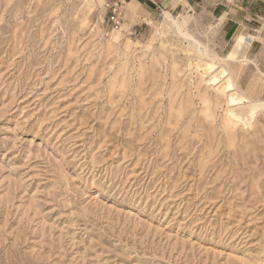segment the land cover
<instances>
[{
	"label": "rangeland",
	"instance_id": "374dc122",
	"mask_svg": "<svg viewBox=\"0 0 264 264\" xmlns=\"http://www.w3.org/2000/svg\"><path fill=\"white\" fill-rule=\"evenodd\" d=\"M193 2L0 0V264H264V0Z\"/></svg>",
	"mask_w": 264,
	"mask_h": 264
},
{
	"label": "crops",
	"instance_id": "0c3cea01",
	"mask_svg": "<svg viewBox=\"0 0 264 264\" xmlns=\"http://www.w3.org/2000/svg\"><path fill=\"white\" fill-rule=\"evenodd\" d=\"M123 2L122 11L125 9V12L128 14V7L131 6L140 10L142 14H146L148 17L157 15L160 12H173L179 11V9H190L193 8L195 2L193 0H121ZM131 17V16H130ZM237 25L235 23L231 26L229 34L231 33V40H239L240 44L247 49L248 43L252 42L251 37H245L242 33L237 32ZM229 42V43H230ZM237 52V49L235 50Z\"/></svg>",
	"mask_w": 264,
	"mask_h": 264
},
{
	"label": "bare ground",
	"instance_id": "6f19581e",
	"mask_svg": "<svg viewBox=\"0 0 264 264\" xmlns=\"http://www.w3.org/2000/svg\"><path fill=\"white\" fill-rule=\"evenodd\" d=\"M164 17L166 18V20H168L172 25L173 27H175L178 31V33H180L182 36H184L185 38H189V36L183 32L182 30V25L176 21L170 12H164ZM230 44V50L228 52V54L224 57V58H218L219 60H226V61H229V56L232 52H234L236 49H238L241 44H240V41L239 40H235V41H232L229 43ZM215 59L216 57L213 56ZM217 59V58H216ZM215 61V60H214ZM214 61L208 65V69L209 70H213V68H215L216 66V62L214 63ZM220 63V62H219ZM221 67V66H220ZM219 67V68H220ZM208 72V71H207ZM219 75L221 76H227L228 77V74H227V71L222 67L219 69V72H218ZM218 75V76H219ZM227 79V88H231L232 85H231V78H226ZM217 80V76H214L211 78L210 82H213L215 83ZM226 89V88H225ZM228 104L229 106L233 107V106H239V105H242L243 102L246 100L243 96H241L240 94L238 95V93L234 92V93H231L228 95ZM258 104V103H257ZM256 103H250L249 106H246V107H239V109H232L230 108L228 110V113L236 120H240V115L243 113V112H248L249 116L252 117L253 116V113L255 112V110L259 107V105H257ZM245 114V113H244ZM247 114V113H246ZM246 117V116H245ZM243 119V118H242ZM246 121V120H245ZM247 123V122H246Z\"/></svg>",
	"mask_w": 264,
	"mask_h": 264
},
{
	"label": "built area",
	"instance_id": "2783aa9c",
	"mask_svg": "<svg viewBox=\"0 0 264 264\" xmlns=\"http://www.w3.org/2000/svg\"><path fill=\"white\" fill-rule=\"evenodd\" d=\"M108 15V23L113 30H121L123 25V2L121 0H103Z\"/></svg>",
	"mask_w": 264,
	"mask_h": 264
}]
</instances>
